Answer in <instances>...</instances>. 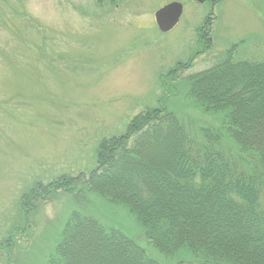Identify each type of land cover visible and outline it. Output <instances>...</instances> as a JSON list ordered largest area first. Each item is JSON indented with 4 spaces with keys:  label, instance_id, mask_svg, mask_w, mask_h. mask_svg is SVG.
Here are the masks:
<instances>
[{
    "label": "rangeland",
    "instance_id": "rangeland-1",
    "mask_svg": "<svg viewBox=\"0 0 264 264\" xmlns=\"http://www.w3.org/2000/svg\"><path fill=\"white\" fill-rule=\"evenodd\" d=\"M173 2L183 15L164 34L155 13ZM234 45L235 61L264 62V0H0V244L11 234L15 241L0 248V264H48L75 212L122 231L160 264L185 260L159 252L126 207L96 192L82 202L60 190L19 204L39 184L87 179L101 140L123 134L147 109L166 106L204 141L221 113L205 112L189 83L167 75L180 62H205ZM223 147L237 154L231 141Z\"/></svg>",
    "mask_w": 264,
    "mask_h": 264
},
{
    "label": "trees",
    "instance_id": "trees-1",
    "mask_svg": "<svg viewBox=\"0 0 264 264\" xmlns=\"http://www.w3.org/2000/svg\"><path fill=\"white\" fill-rule=\"evenodd\" d=\"M208 32L206 49L212 47ZM237 47L205 62L195 56L167 75L189 83L205 112L221 113V125L202 132L204 141L166 106L147 109L123 134L101 140L98 165L87 179L62 176L50 189L39 184L19 208L60 190L78 202L96 192L126 207L159 252L188 256L179 264H264V62L235 61ZM200 64L211 66L189 73ZM227 140L235 156L225 151ZM14 244L11 234L0 248ZM48 264L160 263L122 231L75 212Z\"/></svg>",
    "mask_w": 264,
    "mask_h": 264
},
{
    "label": "water",
    "instance_id": "water-1",
    "mask_svg": "<svg viewBox=\"0 0 264 264\" xmlns=\"http://www.w3.org/2000/svg\"><path fill=\"white\" fill-rule=\"evenodd\" d=\"M182 15L183 5L178 2H173L158 9L155 13V20L159 30L166 34L178 25Z\"/></svg>",
    "mask_w": 264,
    "mask_h": 264
}]
</instances>
